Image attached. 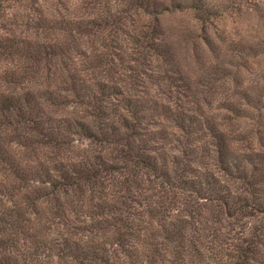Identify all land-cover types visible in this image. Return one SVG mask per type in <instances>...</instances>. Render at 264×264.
Wrapping results in <instances>:
<instances>
[{
	"label": "trees",
	"instance_id": "16d2710c",
	"mask_svg": "<svg viewBox=\"0 0 264 264\" xmlns=\"http://www.w3.org/2000/svg\"><path fill=\"white\" fill-rule=\"evenodd\" d=\"M174 1L0 0V264H264L263 228L247 226L264 216L258 130L229 134L185 78L188 105L148 89L179 75L159 22ZM214 35L235 86L224 109L262 117L264 37Z\"/></svg>",
	"mask_w": 264,
	"mask_h": 264
},
{
	"label": "rangeland",
	"instance_id": "374dc122",
	"mask_svg": "<svg viewBox=\"0 0 264 264\" xmlns=\"http://www.w3.org/2000/svg\"><path fill=\"white\" fill-rule=\"evenodd\" d=\"M238 1L176 0L174 4H169L168 8L170 11L161 14L159 22L164 32L165 42L174 54L179 75L168 81L170 83L163 80H153L152 84H148V89L153 91V95L157 96L161 102L168 106H175L177 103L188 105L191 97L185 98L184 96L182 78H185L186 82H189L191 89L196 93L195 100H198V104L205 110L206 115L212 118V121L220 123L221 128H227L229 134H233V131L237 129L242 131L258 130V133H252L250 144L255 150L264 152V115L257 118L258 111L246 107L249 117L243 120H235L234 114L224 109L223 106L227 104L224 97L228 102H235V98L232 95L235 89L234 82L228 77L224 80L222 75L216 71L220 68L217 53L214 54V50L213 52L210 51L204 43L209 37L213 42H218L214 33L225 27L232 30L233 33H237L234 41L238 39L243 44H246V42L253 43L262 40L264 37V17L256 16V14H264V0L259 5L257 12L250 11L251 15L247 14L240 17L235 14V6ZM194 5L211 9L210 12L214 16L211 17L210 23H201L197 20V13L191 8ZM175 6H179V9H176ZM245 29H248V31ZM252 36H256L258 39H251ZM257 61L260 62L261 66H254L256 62H253L255 71H260L261 67L264 72V58L262 60L258 58ZM159 66H161L159 61H155L150 66L145 67L149 81L152 78V74L153 77L155 76V70H158ZM229 69L232 72L231 77L236 78V80L245 78L248 81V79H254L252 75L245 72H241L240 76L236 75L234 67H229ZM159 76L161 77L162 73H159ZM248 83L249 85L251 84L249 81ZM261 83L262 81H259V84ZM251 94L255 99L259 97V93L255 88L252 89ZM248 222L247 226L249 228H263L264 231V216L257 215L255 219Z\"/></svg>",
	"mask_w": 264,
	"mask_h": 264
}]
</instances>
